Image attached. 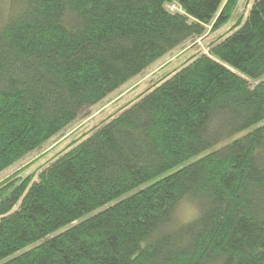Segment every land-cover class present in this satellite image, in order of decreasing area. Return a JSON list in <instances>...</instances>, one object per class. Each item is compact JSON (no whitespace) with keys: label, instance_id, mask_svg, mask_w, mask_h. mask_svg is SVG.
Returning a JSON list of instances; mask_svg holds the SVG:
<instances>
[{"label":"trees","instance_id":"16d2710c","mask_svg":"<svg viewBox=\"0 0 264 264\" xmlns=\"http://www.w3.org/2000/svg\"><path fill=\"white\" fill-rule=\"evenodd\" d=\"M240 3L0 0V172L232 22L37 171L0 181V264H264V0ZM184 198L196 217L179 222Z\"/></svg>","mask_w":264,"mask_h":264},{"label":"rangeland","instance_id":"374dc122","mask_svg":"<svg viewBox=\"0 0 264 264\" xmlns=\"http://www.w3.org/2000/svg\"><path fill=\"white\" fill-rule=\"evenodd\" d=\"M243 1L244 0H241V3L239 4L240 9H242L244 6ZM231 23L222 27L215 33L209 34L208 36L204 35L202 37L197 38L196 40H189L184 44L176 47L175 49H173L163 57H160L154 62H152L140 74L133 76L132 78L127 80L117 89L110 92L104 99H102L98 103L86 108V110L81 115H79L74 121L68 124L61 132L54 135L46 142H44L41 146H39L35 150L30 151L25 156H23L22 158H20L19 160L15 161L10 166L2 170L0 172V181H2L7 176L17 172L18 170L22 169L24 166H26V168L24 172H22L23 174L37 171L39 167H41L48 160L53 158L55 154H58L60 151H62L71 141L80 137L82 134L90 131L92 128L98 126L102 121L107 119L109 116L115 114L122 106H124L131 100L135 99L139 94L144 92L148 87H150L154 82H156L160 76L166 74L167 72L172 71L175 67L179 66V64H181L187 57L193 55L194 52H198V51L207 52L208 43L216 39L219 35L225 33L230 28ZM263 122L264 121H262V123ZM244 132L246 131H242L234 134L227 140L214 146L213 149L225 144L226 142L234 138L241 136ZM208 151L210 150L205 151L204 154L207 153ZM187 162L188 161H185L168 169L166 172L152 178L151 180L143 183L137 188L143 187L151 183L152 181L156 180L157 178H160L164 175H167L175 171L176 169L185 165ZM137 188L133 189L128 193L122 194L118 198H121L123 196H126L127 194H130L131 192H134ZM118 198L111 201L110 204L113 203ZM108 204H105L102 207L96 208L90 212L85 213L81 217L75 219L71 223H68L58 228L57 230L48 234L44 238H48L49 236L57 234L65 230L66 228L76 224L77 222L88 218L89 216L95 214L102 208L106 207ZM175 216L179 222L190 221L196 217V208L193 205V203H191L186 198H184L180 200V202L178 203L175 211ZM44 238L39 239L34 243L27 245L22 250L34 246ZM21 251H18L17 253ZM9 257L11 256L0 259V263L6 261Z\"/></svg>","mask_w":264,"mask_h":264}]
</instances>
